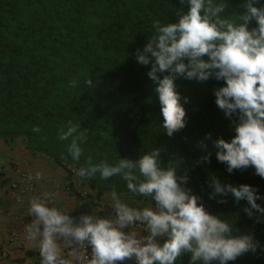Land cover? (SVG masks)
I'll list each match as a JSON object with an SVG mask.
<instances>
[{
    "label": "trees",
    "instance_id": "trees-1",
    "mask_svg": "<svg viewBox=\"0 0 264 264\" xmlns=\"http://www.w3.org/2000/svg\"><path fill=\"white\" fill-rule=\"evenodd\" d=\"M0 140L165 198L153 264H264V0H0Z\"/></svg>",
    "mask_w": 264,
    "mask_h": 264
},
{
    "label": "crops",
    "instance_id": "crops-1",
    "mask_svg": "<svg viewBox=\"0 0 264 264\" xmlns=\"http://www.w3.org/2000/svg\"><path fill=\"white\" fill-rule=\"evenodd\" d=\"M19 143L20 141L8 144L0 140V264H37L41 252L44 253L55 246L61 247L60 235L74 213V201L66 196L64 190H56L57 195H60L59 210L53 218L54 223L48 228L43 226V219L50 210L49 206L35 203L33 199L17 202V193L11 189L12 172L15 166L35 172L41 188L46 193L49 192L48 182L63 175L60 168L53 166L47 158L30 154ZM156 198L149 202L136 198L114 201L119 205L123 204V209L132 217L146 221L154 218L158 220V223L150 224L152 226L150 232L143 233L126 226L125 222H115L118 240L126 244L125 261L119 262L115 259L107 243L98 242L96 239L94 242L96 258L93 264H133L137 247L145 243L147 257L144 264H152L156 260L152 256L154 252H157L156 237L162 233L164 227L161 222L170 212V204L167 200L162 197ZM110 201L113 202V199ZM69 228L70 226L66 230ZM67 263L82 264L79 261Z\"/></svg>",
    "mask_w": 264,
    "mask_h": 264
},
{
    "label": "built area",
    "instance_id": "built-area-1",
    "mask_svg": "<svg viewBox=\"0 0 264 264\" xmlns=\"http://www.w3.org/2000/svg\"><path fill=\"white\" fill-rule=\"evenodd\" d=\"M13 182L11 184L12 190L17 193L18 202H22L25 199H33L35 203L45 204L50 210L46 213L43 219L45 228L50 227L54 223L56 213L59 210L58 207V195L55 192L48 194L38 185L35 177L21 170L20 168H14ZM73 219L70 221L66 228L60 235L59 243L61 247H53V249L47 250V257L45 262L40 264H68L67 262L75 261L82 264H93L96 258V251L94 250V241L89 240L88 237L99 231V229L105 228V236L109 238L110 243L116 240V236L113 229L106 225L105 221L96 216H90L92 225L88 223L89 213L85 201L77 199L75 200ZM70 228L66 230L68 227ZM98 238V237H97ZM116 256L120 261L124 260L125 249L124 246L118 244L115 246ZM143 255L138 254L133 260V264H141L143 262Z\"/></svg>",
    "mask_w": 264,
    "mask_h": 264
},
{
    "label": "clouds",
    "instance_id": "clouds-1",
    "mask_svg": "<svg viewBox=\"0 0 264 264\" xmlns=\"http://www.w3.org/2000/svg\"><path fill=\"white\" fill-rule=\"evenodd\" d=\"M57 167V166H56ZM14 168H20L21 170H23L24 172H26V173H28V174H31L33 177H35V179H36V182L38 183V185L41 187V183H40V181L38 180V177H37V175H36V173L35 172H31V171H28V170H26V169H24L23 167H20V166H15ZM14 170V169H13ZM60 170V169H59ZM61 172H62V176L59 178H54V180H51L50 182H48V185L49 186H47V188L49 189V192H47V195L48 194H51V193H53V192H55L56 193V195H57V192H56V190L57 191H60V190H64L65 192V194H66V196L69 198V199H71V200H73L74 201V205H75V200L77 199L78 201H80V200H83V199H81V198H77V196L76 195H74L71 191H69V189L68 188H65L66 187V184H65V181H66V177H67V174L64 172V170H61ZM13 174H14V171L12 172V177H13ZM14 178V177H13ZM12 182H13V180H12ZM12 182H11V184H12ZM11 189H12V187H11ZM59 198H60V195H58V201H59ZM134 199L135 197H125V199L126 200H128V199ZM124 198H123V200H125ZM119 200H122V198H120V199H113V202H111L110 201V199L109 200H107V201H104L103 203H105V202H107V203H109V204H111L112 206H114L117 210H119L120 212H122V213H125V214H127V211L126 210H124L123 209V207H122V205L123 204H118V203H114V201H119ZM152 200V199H151ZM83 201H85L86 202V204H87V201H86V199L85 200H83ZM17 202H18V200H17ZM23 202V201H22ZM18 203H20V202H18ZM87 207H88V209L91 211V214L89 213V217H88V223L90 224V226L92 225V219H91V217L92 216H94V217H96V216H98V217H100V218H102L104 221H105V223H106V225L107 226H109V227H111L112 229H113V232H114V234H115V236H116V240L115 241H113V243H110V241H109V238H107L104 234H105V232H106V230H105V228L103 227L102 229H99V231H96V233L94 234V232L92 233V235L90 236V237H88V239L89 240H92V241H96V239L98 240V242H100V241H103V242H105V243H107V245H108V248H109V251L110 250H112L113 251V254L112 255H114V258L115 259H117L119 262H124L125 261V257H124V260L123 261H120L118 258H117V256H116V250H115V246L116 245H118V244H121V245H123L124 246V249H125V255H126V244L122 241V240H118V233H116V229H115V222H119L120 220H118V219H114L113 217H103L102 215H101V208L100 207H94L93 205H92V198H90V205L89 204H87ZM50 209V208H49ZM170 213V212H169ZM169 215V214H168ZM91 216V217H90ZM162 216V215H161ZM66 217H69V216H66ZM70 218V217H69ZM71 219V222H72V219H73V217L72 218H70ZM43 226H44V224H43ZM126 226H128V227H130V228H134V229H136V230H138V231H141V232H143V233H148V232H150V230H151V228H152V226H150V224H144V225H134V224H126ZM164 227V226H163ZM163 232H164V229H163V231H162V233H160L156 238V240H157V242L159 243V240H160V237L163 235ZM98 237V238H97ZM120 239V238H119ZM157 245V244H156ZM145 246H146V243L144 244V245H141V246H139V247H137V254H136V256H138V254H140V255H143V262L141 263V264H144L145 262H146V257H147V253H146V250H145ZM158 246V245H157ZM156 249H157V247H156ZM49 250V249H48ZM140 250V251H139ZM37 255V254H36ZM136 256L134 257V259L136 258ZM152 256L153 257H155V258H157V256H156V252H154L153 254H152ZM46 257H47V250L44 252V253H42L41 252V255L38 257V263L37 264H40V263H43V262H45V259H46ZM43 258H44V260H43ZM133 259V260H134ZM156 261V260H155ZM154 261V262H155ZM153 264V263H152Z\"/></svg>",
    "mask_w": 264,
    "mask_h": 264
}]
</instances>
